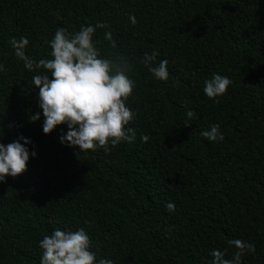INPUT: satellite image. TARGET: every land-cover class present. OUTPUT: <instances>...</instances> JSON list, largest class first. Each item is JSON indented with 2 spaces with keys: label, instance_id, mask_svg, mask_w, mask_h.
<instances>
[{
  "label": "trees",
  "instance_id": "16d2710c",
  "mask_svg": "<svg viewBox=\"0 0 264 264\" xmlns=\"http://www.w3.org/2000/svg\"><path fill=\"white\" fill-rule=\"evenodd\" d=\"M98 22L101 56L132 66L136 138L79 153L60 142L66 125L43 132L32 77L45 72L25 69L9 41L26 37V55L52 59L58 28ZM154 50L167 82L142 63ZM0 64V142L31 140L27 170L0 182V264H40L39 242L57 228H84L97 261L114 264H212L213 250L231 260L232 239L255 245L241 264H264V0H0ZM216 73L233 81L219 103L203 92ZM213 124L222 142L201 136Z\"/></svg>",
  "mask_w": 264,
  "mask_h": 264
},
{
  "label": "clouds",
  "instance_id": "9594fccd",
  "mask_svg": "<svg viewBox=\"0 0 264 264\" xmlns=\"http://www.w3.org/2000/svg\"><path fill=\"white\" fill-rule=\"evenodd\" d=\"M129 20L133 25L137 23L134 15H130ZM104 27L105 24L98 22L95 26L82 25L79 31L73 32L58 28L53 39L46 41L50 43L53 58L39 61L26 55L29 44L26 37H12L9 41L25 69L32 72L43 69L45 72L32 77L33 85L39 89L43 132L50 134L57 126L66 125L68 130L59 137L60 142L69 147L78 146L79 153L95 152L98 148L108 153L121 142L132 143L136 138L135 130L127 127L136 115L126 106L136 87V82L128 75L132 66L123 56L119 62L101 56L93 37L97 28ZM105 39L116 48L111 32L105 33ZM157 56L156 50L145 53L142 63L156 79L167 82L168 61L163 59L158 66H152ZM4 71L5 66L0 64V72ZM232 83L227 76L216 73L204 81L203 92L219 103L217 98L224 96ZM40 115L39 112L32 114L30 122L39 120ZM194 115L192 110L187 111L189 119ZM201 136L210 142L224 140L219 124L211 125L210 129L201 132ZM141 139L147 142L149 137L142 135ZM29 143L31 140L23 136L8 144L0 142V182H5L9 175L16 177L27 170L30 152L26 145ZM35 155L36 152L32 151L31 156ZM166 209L169 212L176 210L172 202L166 204ZM39 244L43 250L40 264H114L107 258L97 261V252L91 250L93 242L84 228L77 231L57 228L51 235H45ZM228 244L237 249L233 258L225 259L224 252L213 250L212 264H241L245 253H255L256 250L254 244L240 239L229 240Z\"/></svg>",
  "mask_w": 264,
  "mask_h": 264
}]
</instances>
